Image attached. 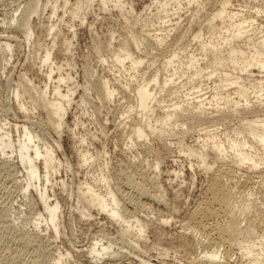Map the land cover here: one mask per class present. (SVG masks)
<instances>
[{
	"label": "bare ground",
	"instance_id": "bare-ground-1",
	"mask_svg": "<svg viewBox=\"0 0 264 264\" xmlns=\"http://www.w3.org/2000/svg\"><path fill=\"white\" fill-rule=\"evenodd\" d=\"M40 1H29L25 4V9L22 8L27 40L34 34L29 18L38 13ZM93 1L62 0L63 13H69L70 17L75 18L83 7L91 5ZM98 1L104 7L113 3L127 22L132 19L141 26L139 35L124 37L118 41L117 46L109 43L114 80L104 76L94 78L96 76L90 65L84 64L83 67L88 87L96 91L102 100L113 102L118 95H122L123 99L129 98L128 101L124 99L127 101L123 103L126 110L120 114L123 118L118 120L121 128L126 129L129 147H136L139 142L146 143L154 135H161L164 126L170 129L180 127L183 137L189 133L197 135L195 140L200 146L199 151L193 146H187L185 151L189 155H196L207 171L212 169V164L217 160L230 155L236 158L237 167L247 168L243 176L230 168L216 170L209 175L205 192L203 191L205 197L187 210L181 227L183 232L174 233L177 234L176 251L181 253L182 259L188 264H264V180L261 175L252 173L254 171L259 174L262 168L260 166L264 164V0H245L244 5L235 10V5L233 10L229 8L233 6L232 0H219L215 9L207 8V4L211 5V0H153L151 4L144 6L149 11L146 16H142V12L139 15L127 12L126 7L119 3L122 0ZM50 2L53 16L58 12L59 1ZM181 11L185 12L184 18ZM143 14L145 15L144 12ZM172 16L176 18L172 19ZM53 23L42 26L40 22L42 27H46L43 31L52 35L51 46L45 47L44 55L40 57V64L44 66L51 62L52 49L57 43L58 34ZM113 35L111 32V39H114ZM10 38L7 36L0 41V49L5 53L13 50V43L10 42L13 39ZM59 41L60 46L69 51L71 38L66 36ZM108 62V59H103V64ZM53 70L50 63L46 74L50 81L55 76ZM69 78V73L66 76L60 73L52 95L49 96L46 85L45 89L33 96L34 103L48 113V120L57 134H60L61 127L66 124L67 104L75 93L72 88L61 89L60 83ZM204 84L208 91L204 90ZM18 95L19 92L15 89V99ZM131 101L134 102L129 104ZM20 105L21 110L26 112L24 105ZM132 113L138 121L128 122ZM234 121L236 123L231 127ZM30 122L32 123L25 120L21 122L22 125L14 123L10 126L16 131L22 130L20 138L16 133V141L11 131L5 128L6 125L0 126V155L6 159V162L0 163V167L10 170L15 167L14 163L19 164L24 171V176H19L21 184L18 185L22 188L20 191L25 195L33 187L47 214L37 213L38 218L34 222L36 231L19 232L14 238L23 245L24 251L9 252L10 249L6 248L9 253L4 254L6 250L2 249L0 264H59L63 259L61 252L51 254L50 246L47 250L44 239L38 233L42 223L51 226L52 231L58 233L61 204L57 198L50 200L52 197L47 195V191L48 185L51 188L55 186L54 178L61 163L57 160L54 147L32 132L28 126L33 125ZM224 137L227 139V146L222 141ZM53 142L56 147H61L57 140ZM83 142L85 137L80 136V145ZM164 145L169 147L167 143ZM13 157L15 162L10 160ZM78 157L85 166L91 155L87 150H78ZM160 164L158 159L154 171L160 170ZM12 170L9 175L22 173ZM172 173L177 177L181 174L175 170ZM125 175L131 179L132 170ZM98 176L105 190L100 191L95 183L88 181L81 182L78 186L75 198L76 205L83 208L82 213L78 211L80 215L89 219L93 215L92 210L96 209L98 213H106L113 221L123 222L120 230L124 234L133 233L135 241L143 240L146 233H143L144 228L152 223L153 218H148L150 222L143 220L145 223L136 216L127 220L104 168L100 169ZM12 179L15 181V176ZM152 184L155 187V181ZM64 185L62 184L63 187ZM233 186H238V190ZM135 190L151 201L164 203V206L168 204L161 194H151L142 185H136ZM5 208L0 210V221L4 225L1 227L2 233L8 231L13 234L14 229L9 227L14 226L6 224L11 215L9 209ZM163 221L169 223V219ZM37 242L44 244L45 252L34 248L33 254L29 252L30 255L26 258V248L34 247ZM106 245H98V241H95L87 250L84 249L89 254L87 258L98 262L104 255L109 257L111 247ZM232 255L234 259L230 260ZM135 264L161 263L159 258H147L136 260Z\"/></svg>",
	"mask_w": 264,
	"mask_h": 264
},
{
	"label": "rangeland",
	"instance_id": "rangeland-1",
	"mask_svg": "<svg viewBox=\"0 0 264 264\" xmlns=\"http://www.w3.org/2000/svg\"><path fill=\"white\" fill-rule=\"evenodd\" d=\"M29 1L32 0H0V33L2 32L0 41L7 36L11 37L13 40H10V42L14 46L12 52L5 53L0 49V126L6 125L5 128L11 131L16 141V133L20 138L22 130L16 131L14 127L10 126L14 123L22 125L21 122L25 120L32 121L30 123L33 125H28L32 132L44 138L46 142L54 147L57 160L61 163L55 175L56 179L54 178L55 186L51 188L48 185L47 191V195L52 197L50 200L57 198L61 204V215L57 223L58 233L52 231V227L50 225L48 227L44 223H42L38 232L44 239L47 250L50 248L49 252L51 254L52 252L53 254L57 253V251L62 253L63 259L60 260L59 264H135L136 260L147 258H159L161 264H188L182 259L181 253L176 251L175 245V235L184 230L181 227L185 222L187 210L205 197L204 187L213 171L228 170L230 168V170L239 172V175L243 176L247 168L245 166L237 167L236 158L230 155L217 160L215 164H212V169L207 171L196 155H189L185 151L187 146H193L194 149L199 151L200 146L195 140L197 135L189 133L183 137L180 127L170 129V127L164 126L161 135H154L151 140H148L149 142L145 143L143 141L137 143L136 147L133 145L129 147L126 129L121 128L118 122L123 118L120 117V114L122 115L125 112L126 109L123 106L129 98L125 97L124 99L127 100L125 101L121 97L122 95H118L116 101L113 102L106 99L102 100L96 91L88 87V82L83 75V67L84 64H89L93 70V75L96 76L94 78L104 76L114 80L111 72L112 57L108 50L109 43L117 46L118 41L122 38H129L131 34L139 35L141 31L140 24H136L132 19L131 22H127L120 15V12L114 8L113 3H109L104 7L98 0H94L91 5L83 7L78 16L73 18L70 17L69 13H63L62 0L57 2L58 12L53 15L54 17L51 15V0H41L38 13L29 18V24H31L34 34L27 40L24 33L26 21L22 8L25 9V4ZM152 1L122 0V3L120 1L119 3L126 7L127 12H133L132 15H139L142 12L141 15L146 16L149 11L145 10L144 6L151 4ZM218 1L211 0V5L207 4V8H217ZM232 1L233 6L230 5L232 7L229 8L233 10V7L236 6L235 10L241 8L245 0ZM184 11H181L183 18L185 17ZM174 17L172 16V19ZM40 22L42 26L54 22L58 34L57 43L52 49L53 54L50 62L54 69L53 74L55 76H53L55 80L53 77L51 81L46 78L50 63L45 66L41 65L40 57L44 55L45 47L51 46L52 35H48L45 30L43 31L46 27H42ZM111 32L114 34V39H111ZM66 36L72 40L69 51H65L60 46L59 40ZM103 59H108L109 62L103 64ZM60 73L64 76L67 73L70 74L68 80L60 83L61 89L72 88L75 93L67 104L66 124L61 127L60 134H57L48 120V113L34 103L33 96L45 89L46 85H48L49 96L52 95L53 88L57 85V76ZM205 88L206 86L204 90L208 91V88ZM15 89L19 92L16 99L14 97ZM133 102L131 101L129 104ZM20 103L24 105L26 112L21 110ZM127 120L128 122L138 121V118L132 113L131 120ZM235 123L236 121L232 122L230 126L232 127ZM80 136L85 137V142L81 145L79 143ZM53 140H57L61 147H56ZM222 141L227 146L226 137L222 138ZM163 143H167L169 147H166ZM140 144H143V146H140ZM78 150H84L85 152L87 150L88 154L91 155L88 164L85 166L79 160ZM262 157L264 159V155ZM4 158L0 155V163L6 162ZM158 159L161 162L160 170L154 171V165ZM10 160L15 162L14 157ZM131 165L134 167H131ZM13 166H15L12 167L13 170L12 168L10 170L22 171L19 164L14 163ZM260 167L262 168H260L259 174L254 173V171L252 173L261 175L264 180V164ZM101 168L105 169L111 188L115 191L119 199V206L127 220L129 218L132 220L135 218L133 216H136L145 223V221H149L148 218H153L152 223L144 228L143 233H146L142 237L143 240L139 239L138 241L136 239L135 241L133 233H131L132 236L124 234L120 230L123 222L113 221L106 213H98L96 209L92 210L93 215L89 219H85L80 215L83 208L76 205L75 198L78 186L81 182L88 181L95 183L100 191L105 190L98 176ZM10 170L0 167V210L5 208V205V209H9L11 216L8 218L10 221L7 219L9 223L6 224H12L14 227L10 226L9 228L14 230L13 234L8 231L2 233L3 228L1 229V227L4 225L0 221V254H2L1 251L3 252L2 249L6 250L4 254L16 250L24 251L23 245L14 238L19 232L36 231L34 222L35 218H38L37 213L47 214L37 191L33 187H30V191L25 195L23 191H20L22 188L18 185V183L21 184L19 182L21 177L19 176H24V171L22 173L17 172L16 175H9ZM130 170H132L131 179L125 175ZM174 170L179 171L181 174L178 177L174 176V173H172ZM6 172L8 173L7 176ZM247 172H250V170ZM41 173H43L42 169ZM14 176L15 181L12 179ZM152 181H155V187ZM43 183L40 184L41 188ZM62 184H65V187ZM136 185H142L151 194H161L163 200L168 203L165 204L169 207L164 206V201H162L163 204H159L140 196L135 190ZM233 188L238 190V186L237 188L233 186ZM50 189L52 190L50 191ZM163 219H169V223L164 222ZM6 224L5 226H8ZM95 241H98V245L108 243L107 245L111 247L110 252H112L110 255H113H108L109 257L104 255L98 262H93L87 258L89 254L86 250ZM44 244L37 242L34 247H27L25 254H28L25 257L27 258L32 250L34 252V248L39 252H45ZM6 248L10 249L9 252ZM232 259H234L233 255L230 260Z\"/></svg>",
	"mask_w": 264,
	"mask_h": 264
}]
</instances>
